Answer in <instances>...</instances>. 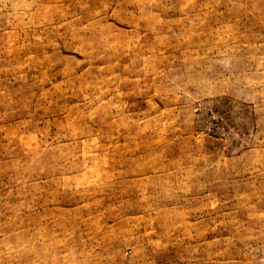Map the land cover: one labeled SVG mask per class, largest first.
Returning <instances> with one entry per match:
<instances>
[{"label":"rangeland","instance_id":"obj_1","mask_svg":"<svg viewBox=\"0 0 264 264\" xmlns=\"http://www.w3.org/2000/svg\"><path fill=\"white\" fill-rule=\"evenodd\" d=\"M0 264H264V0H0Z\"/></svg>","mask_w":264,"mask_h":264}]
</instances>
